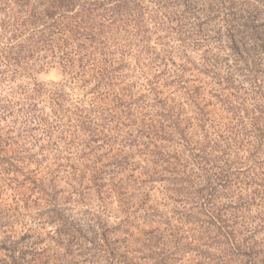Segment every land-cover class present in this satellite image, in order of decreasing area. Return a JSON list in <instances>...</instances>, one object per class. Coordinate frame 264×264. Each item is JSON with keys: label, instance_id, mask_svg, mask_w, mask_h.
<instances>
[{"label": "trees", "instance_id": "1", "mask_svg": "<svg viewBox=\"0 0 264 264\" xmlns=\"http://www.w3.org/2000/svg\"><path fill=\"white\" fill-rule=\"evenodd\" d=\"M262 9L264 0H0V199L5 186L44 190L21 167L43 161L13 146L41 125L50 135L49 116L71 113L87 131L107 103L139 127L118 146L151 162L125 155L98 169L73 189L77 215L62 194L49 203L65 207L30 215L55 226L38 240L60 264H181L189 254L193 264H264ZM78 94L83 107L71 104ZM37 120L23 132L3 126ZM124 172L111 186L119 222L97 230L87 202Z\"/></svg>", "mask_w": 264, "mask_h": 264}, {"label": "clouds", "instance_id": "2", "mask_svg": "<svg viewBox=\"0 0 264 264\" xmlns=\"http://www.w3.org/2000/svg\"><path fill=\"white\" fill-rule=\"evenodd\" d=\"M201 51H204V49ZM172 59H177L175 54H173ZM231 62L232 60L229 58V63ZM84 91L87 92V87H85ZM71 104L83 107L85 97L78 94L77 98L71 101ZM69 116H71V113H68L60 120L49 116V120L56 121L54 125L50 126V135L45 134V126L41 125L40 130L34 133L31 138L21 140L20 144L13 146L16 149H26L28 154L35 156L37 160L43 161L39 167L36 163H30L27 167L21 165V167L24 174L31 176L32 182L43 186L44 190L41 191L40 188H35L36 191H29L27 183L22 188L14 185L13 190H9L5 186V195L3 199H0V212L6 213L4 219L9 217L13 220L21 219L27 224V227H35L31 222L30 215L39 211H46L54 206L65 207L63 200L57 199L58 205L49 203V194L56 197L58 194H62L65 198L71 197V211L73 215H77L80 205L78 196L73 189L79 190L85 185L91 184L98 169L105 168L113 160L120 159L125 155L133 162L139 159L144 169L151 167V162L145 154L141 153L137 157L135 153L122 151V145L118 146L119 141L123 140L128 133L136 135L139 132V127L131 122L132 117H125L123 114L119 117L111 115V108L105 103L92 113L89 130L85 131L81 129L78 123L69 120ZM38 122L37 120L30 121L28 124H13L9 121L5 122L3 126L5 130L12 127L16 131L23 132L25 128ZM104 137H116V142L105 144ZM69 141H74L75 146ZM48 144H56L57 150L51 153L43 150V146ZM45 157L47 159H44ZM97 157H101V159L97 160ZM63 161H66V163L60 168L59 166ZM126 176L127 172H124L121 176L114 179L109 178V186L105 193L87 202L86 206L93 209L95 213V219L91 222L97 230H103L101 225L107 228L111 224L119 222L120 214L118 209L120 202L116 198L117 194L112 193L111 186L117 180L123 182V178ZM33 192H35V195H33ZM12 197H15V201H13ZM24 201L28 202L27 207H25ZM15 227L16 235L13 239H17L20 235V225H15ZM24 230L27 229L25 228ZM11 231V227L3 229V232ZM37 232L45 236L49 233L55 234V226L47 225L42 229L38 228ZM187 238L188 242H198L196 234H190ZM261 239H264V234H261ZM181 264H193L191 255H186L181 260Z\"/></svg>", "mask_w": 264, "mask_h": 264}, {"label": "rangeland", "instance_id": "3", "mask_svg": "<svg viewBox=\"0 0 264 264\" xmlns=\"http://www.w3.org/2000/svg\"><path fill=\"white\" fill-rule=\"evenodd\" d=\"M262 10L261 16L264 19V9ZM30 219L35 227H27L21 219H4V216H0V264H60L56 260L54 250L45 243H39L37 221L32 217ZM15 225H20V235L17 239H13L16 235ZM5 227H11L12 231L3 232ZM25 228L27 230H24ZM42 239H45V235Z\"/></svg>", "mask_w": 264, "mask_h": 264}]
</instances>
